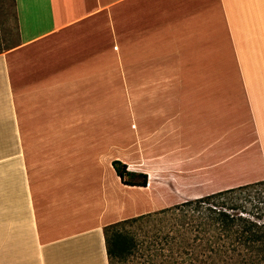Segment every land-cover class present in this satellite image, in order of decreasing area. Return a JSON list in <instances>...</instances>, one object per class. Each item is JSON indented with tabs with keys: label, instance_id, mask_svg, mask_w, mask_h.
<instances>
[{
	"label": "crops",
	"instance_id": "0c3cea01",
	"mask_svg": "<svg viewBox=\"0 0 264 264\" xmlns=\"http://www.w3.org/2000/svg\"><path fill=\"white\" fill-rule=\"evenodd\" d=\"M0 54V264H110L105 229L264 182V0H16ZM148 175L123 183L113 163Z\"/></svg>",
	"mask_w": 264,
	"mask_h": 264
},
{
	"label": "trees",
	"instance_id": "16d2710c",
	"mask_svg": "<svg viewBox=\"0 0 264 264\" xmlns=\"http://www.w3.org/2000/svg\"><path fill=\"white\" fill-rule=\"evenodd\" d=\"M113 166L123 183L148 185V175L130 172L119 161ZM261 187L264 182L241 186L107 227L110 264L114 259H127L136 247L129 232L120 228L153 216L167 218L162 227L166 234L152 244L155 259L164 257L168 250V264H264V191L258 192ZM251 190H256L257 196L243 199Z\"/></svg>",
	"mask_w": 264,
	"mask_h": 264
},
{
	"label": "rangeland",
	"instance_id": "374dc122",
	"mask_svg": "<svg viewBox=\"0 0 264 264\" xmlns=\"http://www.w3.org/2000/svg\"><path fill=\"white\" fill-rule=\"evenodd\" d=\"M19 43L20 34L15 2L14 0H0V53L6 52L7 49ZM262 191H264V187L258 190V192ZM248 194L243 196V199L248 196L256 197L257 191L251 190ZM166 219L165 217L153 216L120 228L121 231L129 232L130 238L136 247L133 250V254L127 259H114L113 264H168L170 260L169 251L165 250L164 257L155 259L153 256L154 247H152L154 242L161 239L160 236L166 234L162 229ZM159 230H162V232H158ZM157 236L160 238H157ZM150 258L155 260L151 261Z\"/></svg>",
	"mask_w": 264,
	"mask_h": 264
}]
</instances>
